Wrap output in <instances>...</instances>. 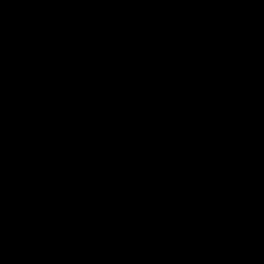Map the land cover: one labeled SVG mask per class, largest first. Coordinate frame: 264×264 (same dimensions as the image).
Wrapping results in <instances>:
<instances>
[{"label": "flooded vegetation", "instance_id": "obj_1", "mask_svg": "<svg viewBox=\"0 0 264 264\" xmlns=\"http://www.w3.org/2000/svg\"><path fill=\"white\" fill-rule=\"evenodd\" d=\"M106 4L101 0H0V20L8 22L0 32V67L12 58L22 68L21 78L29 86L0 81L5 86L0 88V263L49 264L43 261L69 259L89 239L87 252L95 254L91 255L95 261L98 259L94 264H105L103 255L95 253L104 248L101 240L117 247L105 254L108 258L147 264L131 259L137 252H156L150 253L153 249L147 240L137 242L141 234L137 227L130 228L135 225L130 219L133 203L140 202L142 207L150 192L125 194L111 188L110 195H106V188L99 185L95 174L101 170L121 177L126 166L136 165V158L141 159L138 166L152 162L147 157L154 144L168 142L169 151L163 161L167 160L169 167L159 173L182 171L184 175L186 166L199 162L196 177L211 183L194 186L192 191L213 187L208 192L218 197L213 214L217 206L216 213L219 211L224 221L222 227L249 250L248 256H239L247 264L248 260L264 263V238L256 235L264 229L255 227L246 217L255 210V221L262 218L257 210L264 204L257 205L264 199L255 202L261 188L250 198V205L247 199L260 181L253 183L264 173V160H253L246 170L239 169L238 160L252 157L256 150L259 155L263 152L264 121L257 108V96H253L249 80L238 69L247 71L256 86L264 89V49L246 27V14L239 15V1L216 0V7L229 19L216 23L225 25V38L222 32L206 37L204 19L195 27L190 19L177 25L171 19L174 27L170 33L166 26L170 17L156 19L157 9L123 4L115 10L108 1ZM12 25L19 31L11 30ZM134 51L138 53L128 57L115 74L120 61ZM139 54L148 58H137ZM107 59L116 61L114 70L104 66L102 60ZM229 76L236 89L235 109L221 111L226 114L212 119L208 109L198 107L194 101L179 132L184 107L193 97L203 96L223 105L233 103ZM144 91L148 94L141 97ZM228 101L231 103L225 104ZM146 104L163 109L158 133H170L167 137L174 135L172 138L161 143L155 140L160 114L155 109L137 114ZM106 133L116 145L127 144L133 138L127 147L117 149L108 142ZM128 148L134 156L131 160L125 153ZM145 173L150 180L156 177V173ZM186 178L188 173L176 176L168 186L180 210L191 192L187 191L191 185ZM84 186L98 190L92 196L93 204L108 214L94 215V227H103L90 230L89 238L78 241L73 236V241L62 247L59 241L71 236L61 230L65 226L64 207ZM132 187L135 190L136 184ZM133 196L134 202L130 201ZM213 214L208 231L203 226L196 230L200 238L208 236L213 242L200 241L211 245L201 244L198 253L191 250L189 264L221 262L211 254L220 245L214 241ZM186 219L188 215L185 224ZM115 231L119 236L114 235ZM170 236L165 239L171 240ZM23 240L34 244L25 254L30 260L15 259L9 252L13 242ZM220 242L231 251L228 244Z\"/></svg>", "mask_w": 264, "mask_h": 264}, {"label": "trees", "instance_id": "obj_2", "mask_svg": "<svg viewBox=\"0 0 264 264\" xmlns=\"http://www.w3.org/2000/svg\"><path fill=\"white\" fill-rule=\"evenodd\" d=\"M105 4L108 1V6H110L112 9L116 10L117 6H121L123 4L125 5H133L136 7H142V6H150L154 9H157L155 11V15H157V18L159 20V17L163 18L165 16L170 17L169 21L166 23L167 28L169 29L170 33L173 32L174 24L177 25L179 23H186L189 19L191 22H193V26H197L198 23L203 21L204 19V30L208 34L206 37L209 38V36H213L217 32H222L224 34V38L226 36V31L223 32L224 26H220L219 24L216 25V23H224L228 22V17H224L222 15L223 10H220V8L216 7V0H101ZM239 1V8L237 6V11L239 15L241 14L243 17H245L244 12V6L242 0ZM236 4V3H235ZM107 5V4H106ZM222 11V12H221ZM86 14V13H85ZM170 14V15H169ZM173 20L171 22L170 20ZM223 19V20H222ZM8 24V22L0 20V32L3 31L4 25ZM222 25V24H221ZM220 26V27H218ZM247 27V26H246ZM16 28L14 25L11 26V30H14ZM9 29V28H8ZM10 30V29H9ZM16 30L19 31V28L17 27ZM3 35V33H1ZM0 34V37H3ZM221 34V36H223ZM7 38V37H6ZM166 39V38H165ZM169 39H167L166 42H168ZM17 42V41H16ZM148 58L145 54H139L137 58ZM157 61V60H156ZM84 62H88V60L85 59ZM105 67H109L111 69L114 68L116 65V61H111V59L102 60ZM113 62V63H111ZM131 62V61H130ZM128 62V63H130ZM174 63V62H173ZM94 70L97 69L96 61L94 60ZM2 67H0V81L4 80L6 82H10L14 84L15 86L19 87H27L25 82H23L21 78V70L20 66H16L12 60V58H7L5 61H3ZM126 65V64H125ZM124 66H122L121 69H123ZM121 69L119 72H121ZM114 70V69H113ZM225 82V79H224ZM0 88L5 89V86L0 83ZM0 89V91H1ZM148 94V92L141 93V97H144ZM254 97H256L255 94H253ZM29 97V95H28ZM198 107H205L209 111V117L210 118H216L220 116V114H226L225 112H221L219 110H214L210 106L204 104V102H195ZM231 101L226 102L225 104H230ZM264 104V103H263ZM264 108V105H263ZM258 113V112H257ZM179 118V117H178ZM180 122V119H179ZM178 122V123H179ZM263 132H264V126H263ZM161 135L164 137H167L170 135V133L167 132H161ZM171 142L165 143V144H154L153 152L150 153V156L147 157V160L149 161L150 158L152 159V162L146 163L145 166H138L141 162V159L136 158L135 164L130 166H126V170L123 171V173L119 174V176H115V174H110L108 171H101L99 170L96 172L95 176L98 179L99 185L101 187L106 188L103 192H105L106 195H110V189L116 188L120 189L121 192H125V194H128L130 192H150V195L148 198L144 199V203L141 204L142 207H139V203L134 202V196L131 198L130 201L133 203V215L130 220L134 222L135 225L131 226L130 228L134 230V227H137V232L141 234L140 236L136 237L138 240H140L141 243L147 240V243L149 244L152 252L156 254H149L148 252H137L135 255L131 257L137 262L147 263V264H158L157 260L160 259L159 264H189L191 259L190 251L194 250V252L198 253V247H206L210 246L211 244L201 243L200 241H212V239L208 236H203V238H200V235H197L196 230L199 226H203V228L206 229V231L209 230L211 217L213 214L214 207L217 203V195L213 196L211 193H208L210 190H213V187H209L210 189H201V190H193L192 188L195 186V188H200L203 184H210L211 182H205L196 177L197 172L196 167H198L199 162H194L193 166H186V169L184 171V175L188 173V178H186L190 182V187H188L191 191L189 193V196L186 198L185 205H182L181 210L176 206L175 207V194L172 190L168 188L169 184L174 180L176 176H184L182 171L180 173L172 171V173L169 175V173L163 174L159 173V170L168 168L169 165L164 160V154L165 152L169 151L168 146ZM261 148V147H260ZM263 152L258 154V151H254L252 154L253 156L248 158H238L239 160V169L246 170L251 162L253 160H264V147L261 148ZM128 154L129 159L133 158L134 156L130 154L129 152H132L131 149L126 150ZM120 154V152H118ZM122 156V154H120ZM158 158V159H157ZM133 161V160H132ZM141 167L145 169H141ZM139 168V169H138ZM146 171H150L152 174L156 173L155 179L150 180L148 175H146ZM141 173V174H140ZM182 174V176H181ZM264 178V173L262 176L257 179L256 182L253 184L256 185L259 181H262ZM186 181V180H184ZM136 184V189L132 187ZM189 184V183H188ZM187 184V186H188ZM215 185V183H213ZM81 189L83 191H81ZM78 188L77 193L75 197H71L70 201L67 203V205L64 207V214H63V221L65 222V226L61 228L63 232L66 234H71L70 237L64 236V239L62 241H59L61 243V246L64 247V244H67L73 240V236L76 240L81 241L83 239L89 238V231L98 227H103L102 225H98L94 227V215L97 217L106 216L108 212H101V210H98V206L93 204V198L92 196L98 192L97 189L89 190L86 189V187ZM137 194V193H136ZM138 196V195H137ZM51 198H55V195ZM264 199V187L261 188V190L258 192L256 196L255 202H261ZM192 205V207H191ZM264 206V205H263ZM262 206V207H263ZM191 207V210L189 211V208ZM259 208L257 211L260 212L261 219L255 221V218H257V214H254L255 210L252 213H247L246 217L247 219L252 222L253 225L261 230L264 229V207ZM188 215V221L185 224V218ZM219 211L216 213V217L214 219V224L212 225L213 229L215 230L214 235H216V239L228 244V246L231 249H224L222 246H215L217 251L212 252L211 254L214 256H217L220 259V264H247L243 257L248 256L247 253L249 250L242 244L243 241L239 240L238 238H231L232 236H229V231L226 230V228H223L222 225H224V221L219 218ZM254 218V219H253ZM200 220V222H199ZM199 222V225H198ZM73 233H72V231ZM114 235L119 236V234L115 231L113 232ZM127 231H125V235H127ZM171 235V236H170ZM256 235L259 236V238H264V231H259L256 233ZM168 236L171 237V240L165 239L168 238ZM139 237H143V239H140ZM200 238V239H199ZM76 242V241H75ZM101 243L103 245L102 251H96L95 253L99 256L103 255L102 262L105 264L114 263V264H127L126 261H119V258H115V260H112L114 258H108L105 256L109 251H114L117 247L112 245L111 242H108L106 240H101ZM139 243V244H141ZM34 244H29L27 242L21 241V242H13L11 246L14 248L12 251L9 252L12 253V255H15V259L22 257L23 259L29 258V256H25L26 251L30 249L31 246ZM138 245V244H137ZM90 242L89 239L84 241L82 243V246H80V249L73 253L72 257H69V259L65 260H50L46 259L43 262H48L49 264L53 263L56 264L59 261H63L64 264H94L98 259L93 258L95 254L88 253ZM135 246V245H134ZM144 251V250H143ZM260 251V250H258ZM257 251V252H258ZM3 252V250H0V254ZM141 253V254H140ZM93 257H92V256ZM242 255V256H239ZM44 256V254L42 255ZM250 256H256V254H250ZM51 262H49V261ZM70 260V261H69ZM261 260L264 261V258L261 257ZM26 261V260H25ZM1 262V261H0ZM1 264V263H0Z\"/></svg>", "mask_w": 264, "mask_h": 264}, {"label": "water", "instance_id": "obj_3", "mask_svg": "<svg viewBox=\"0 0 264 264\" xmlns=\"http://www.w3.org/2000/svg\"><path fill=\"white\" fill-rule=\"evenodd\" d=\"M244 10H245V14H246V19H247V23H248V26L250 28V30L253 32L256 40L259 42V44L264 48V0H244ZM138 53V51H134L132 52L130 55H128L124 60H121L120 63L116 66L115 68V74L117 72V70L119 69L120 65L122 63L125 62V60L130 57L131 55H134L135 53ZM140 52V51H139ZM240 70L241 72H243L245 74V76L247 77V79L249 80V83H250V86L253 90V92L256 94L257 96V100H258V111L260 112L261 114V118L262 120L264 121V109L262 107V102L264 100V89H259L252 76L245 70L243 69H238ZM228 86H229V91H230V95L232 97V101L233 103L231 105H223V104H220V103H217V102H213L211 101L210 99L206 98V97H203V96H196V97H193L189 102L188 104L184 107V111H183V123H182V129L179 131L181 132L183 130V127L185 125V121H186V115H187V112H188V109L191 105L192 102L194 101H201V102H204L206 103L207 105H209L211 108L215 109V110H219V111H226V112H229V111H232L235 109L236 105H237V95H236V89L234 88L233 84H232V81H231V76L228 77ZM117 88H119V85H117ZM119 91V89H118ZM147 109H155L159 112L160 114V120H159V123H158V126L155 130V133H154V137H155V140L158 142V143H161V142H164L170 138H172L174 135H171V137H162L159 133H158V128L162 122V119H163V109L158 106V105H155V104H146L144 105L142 108H140L138 111H137V114L142 111V110H147ZM136 114V115H137ZM136 117V116H135ZM134 117V121H133V128H134V125H135V120L136 118ZM178 132V133H179ZM177 134V133H176ZM175 134V135H176ZM106 137H107V140L108 142L111 144V146L117 148V149H123L125 147H127L129 145V143L131 142L133 136L130 137L129 141L127 142V144H123V145H116V144H113L110 142L109 138H108V134L106 133ZM40 159V158H39ZM39 159H38V162H39ZM264 186V179L262 181H260L255 187L254 189L252 190L251 194L249 195V199H247V203L250 205L251 204V200L250 198L254 195L255 192H257L260 188H262ZM264 204V201L259 203L257 206H262ZM216 209H217V206H216ZM216 209L214 211V214H213V218H212V221L215 219V215H216ZM187 221V219H186ZM214 241L217 243V244H220L221 246H224L220 241H218L217 239H214ZM248 262L250 264H252V262H254V260H248ZM260 263V262H259ZM262 264V263H260Z\"/></svg>", "mask_w": 264, "mask_h": 264}, {"label": "clouds", "instance_id": "obj_4", "mask_svg": "<svg viewBox=\"0 0 264 264\" xmlns=\"http://www.w3.org/2000/svg\"><path fill=\"white\" fill-rule=\"evenodd\" d=\"M247 21V20H246ZM247 28H248V30L253 34V32L250 30V28H249V26H247ZM254 38H255V36H254ZM264 49V48H263ZM262 264H264L263 262H262Z\"/></svg>", "mask_w": 264, "mask_h": 264}]
</instances>
